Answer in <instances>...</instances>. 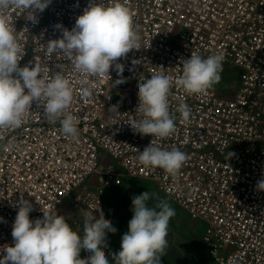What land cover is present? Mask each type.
<instances>
[{"label": "built area", "instance_id": "obj_1", "mask_svg": "<svg viewBox=\"0 0 264 264\" xmlns=\"http://www.w3.org/2000/svg\"><path fill=\"white\" fill-rule=\"evenodd\" d=\"M100 2L112 0H51L36 14V24L22 11L10 14L25 51L20 66L37 62L48 66L50 75L61 67L74 85L69 111L78 118L79 136L66 137L59 120L49 122L36 102L22 127L0 134V258L6 255L4 246L14 244L21 196L33 206L30 219L56 211L76 231L88 212L99 218L96 208L107 218L104 194L129 176L152 180L206 223L202 243L214 264H264V191L257 189L264 180V0H120L132 13L140 49L115 61L110 76L92 78L93 92L85 99L78 83L82 77L71 62L60 54L46 56L43 46L62 37L57 24L71 30L90 3ZM192 53L223 54V70L204 94L189 95L175 84L170 90L176 131L154 143L188 157L171 176L142 165L139 151L154 137L134 132L128 123L142 119L136 112L138 84L157 72L175 81ZM231 66L238 81L228 94ZM181 103L191 108L187 122L177 111ZM229 152L234 155L226 159ZM89 255L80 252L81 259Z\"/></svg>", "mask_w": 264, "mask_h": 264}, {"label": "clouds", "instance_id": "obj_2", "mask_svg": "<svg viewBox=\"0 0 264 264\" xmlns=\"http://www.w3.org/2000/svg\"><path fill=\"white\" fill-rule=\"evenodd\" d=\"M50 3L51 0H0V134L22 127L36 102L43 106V115L49 122L59 120L66 137L78 139L79 121L69 111L74 99V85L63 75L62 68L50 75L49 67L37 62L34 66H20L25 51L10 14L22 11L26 13V20L36 24V14L42 13ZM55 27L62 30V37L43 46L45 55L60 54L71 62L74 72L82 77L78 83L80 95L85 99L92 95V78L110 76L115 61L133 49H140V35L134 27L132 13L120 0H112L109 4L90 3L76 18L71 30L60 24ZM223 61V54L202 58L192 53L189 59L182 61V75L175 81L157 72L138 84L136 112L142 119L128 124L134 132L154 137L143 151L136 149L140 152L138 159L142 165L163 169L171 176L178 174L187 154L175 147L167 150L154 143L176 131L175 117L169 110L170 90L175 84L189 95L206 93L220 81ZM116 68L122 73L120 64H116ZM123 82L116 80L114 83ZM111 109L118 112L117 106ZM177 111L184 121L189 120L191 108L186 103H181ZM14 147L11 143L7 145L8 150ZM233 155L229 152L226 159ZM257 189L264 191V180L258 182ZM155 196V193L145 191L132 198L133 215L128 231L122 236L121 250L113 257L114 264H160L168 246L169 222L176 213L164 199H158L150 207L148 201ZM96 209L100 211L99 218L88 212L83 218L81 235L56 211H43L42 218L30 219L33 206L21 196L12 226L14 244L4 246L6 255L0 258V264H109L104 251L107 233H115L117 229L105 219L102 210ZM81 250L90 255L81 259Z\"/></svg>", "mask_w": 264, "mask_h": 264}, {"label": "rangeland", "instance_id": "obj_3", "mask_svg": "<svg viewBox=\"0 0 264 264\" xmlns=\"http://www.w3.org/2000/svg\"><path fill=\"white\" fill-rule=\"evenodd\" d=\"M229 77L226 78V92L234 93L238 70L229 67ZM217 84V83H216ZM155 193L148 201L153 207L158 199L166 200L175 210V216L170 219L165 255L160 258V264H214L202 243L206 223L194 219L184 208L179 206L169 195L164 193L155 182L149 179L126 176L123 185L108 190L104 194L105 205L109 209L106 219L117 229L115 233H107L105 254L109 264H114V255L121 250V239L128 231V223L132 218V198L143 192ZM76 231L83 234V223Z\"/></svg>", "mask_w": 264, "mask_h": 264}]
</instances>
